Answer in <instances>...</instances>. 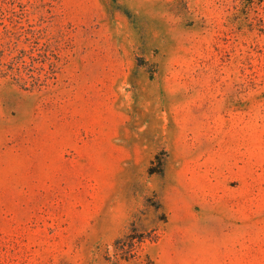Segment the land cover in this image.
Listing matches in <instances>:
<instances>
[{"label":"rangeland","instance_id":"rangeland-1","mask_svg":"<svg viewBox=\"0 0 264 264\" xmlns=\"http://www.w3.org/2000/svg\"><path fill=\"white\" fill-rule=\"evenodd\" d=\"M0 264H264V0H0Z\"/></svg>","mask_w":264,"mask_h":264}]
</instances>
